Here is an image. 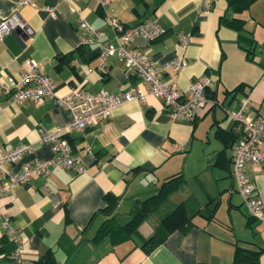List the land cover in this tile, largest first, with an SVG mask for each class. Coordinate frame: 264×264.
<instances>
[{
    "label": "crops",
    "instance_id": "crops-1",
    "mask_svg": "<svg viewBox=\"0 0 264 264\" xmlns=\"http://www.w3.org/2000/svg\"><path fill=\"white\" fill-rule=\"evenodd\" d=\"M20 1L0 0V18L17 10L26 22L25 30L13 28L0 38L2 76L25 71L32 60L55 82L57 95L73 85L111 93L145 88L117 57L101 66L99 53L103 44L116 43L106 16L125 27L156 21L165 31L153 40L137 35L130 47L158 63L186 59L178 70L167 68L165 79L186 93L193 79L206 74L209 101L193 120H172L161 98L148 94L78 132L69 130V112L52 98L8 102L0 87V148L32 145L3 165L0 183L23 164L51 156L53 143L41 136L57 128L84 167L56 168L47 178L33 175L25 184L0 188V264H35L47 253L52 264H233L236 245L260 250L255 264H264V222L250 216L232 173L242 125L226 114L243 98L250 116L264 113V0L241 8L235 4L241 0ZM80 16L100 32L89 35L90 43L81 42ZM181 34H189L184 46ZM246 172L264 208V164L247 162ZM178 174L131 237L113 239L101 228L110 218L127 220L137 204ZM105 194L116 199L112 209H106ZM181 201L208 205L147 252L143 238ZM3 214L25 238L22 263L11 256L15 243L1 225Z\"/></svg>",
    "mask_w": 264,
    "mask_h": 264
},
{
    "label": "built area",
    "instance_id": "built-area-1",
    "mask_svg": "<svg viewBox=\"0 0 264 264\" xmlns=\"http://www.w3.org/2000/svg\"><path fill=\"white\" fill-rule=\"evenodd\" d=\"M27 1L21 0L18 5ZM46 9L53 14L52 7L47 6ZM106 19L116 33V43L109 42L102 45L99 53L101 66L105 65L108 57L115 56L123 62L127 69L144 80L145 88L130 86L119 93H111L103 88L97 92H89L78 85H73L65 94L57 95L55 82L49 75L42 72L34 61L30 60L23 72L5 76L0 74V87L7 96L8 102L21 103L26 99L41 102L46 97H50L69 112L71 118L69 130L78 132L109 118L113 108L121 103L133 99L143 100L148 94L161 98L172 120H193L199 110L209 101L206 93L210 84L209 76L203 74L193 79L188 91L182 93L172 81L165 79L164 72L167 68L178 70L186 64V59L177 56L167 62L158 63L141 50L130 47L132 39L137 35L147 40L160 36L165 29L159 23L156 21L140 22L125 27L112 16H106ZM13 28L23 30L26 28V22L17 10L0 18V38H3ZM79 28L82 43L92 42L93 39L89 35L100 36V32L94 30L82 16L79 17ZM188 37L189 34L180 35L182 46L187 43ZM248 108V98H243L237 109L228 108L226 110L228 117L239 121L242 125V134L234 143L231 153L232 173L237 191L241 194L249 214L264 222V208L257 198L256 186L246 172L247 162L264 164V149L261 147L262 139H264V113L253 118L247 113ZM41 141L53 143L52 155L34 159L32 162L23 164L17 171H10L8 180L0 183L2 190L15 184H25L33 175L47 178L56 168L84 170L80 160L72 155L71 147L63 137L61 129L57 128L50 133L43 134ZM31 150L32 145L27 143L17 144L8 150L0 148V170L4 164L16 162ZM86 150L88 151L89 148L86 147ZM1 225L5 232L12 236L15 243L11 253L12 258L22 263L19 253L25 238L18 229L11 226L8 214H3Z\"/></svg>",
    "mask_w": 264,
    "mask_h": 264
},
{
    "label": "trees",
    "instance_id": "trees-1",
    "mask_svg": "<svg viewBox=\"0 0 264 264\" xmlns=\"http://www.w3.org/2000/svg\"><path fill=\"white\" fill-rule=\"evenodd\" d=\"M250 1L251 0H241L239 4H235L236 7L241 8L247 5ZM248 48L249 46L247 47V49ZM180 177L181 176L179 174L173 175L163 181L160 187V191L137 204L132 210L130 217L124 222L110 218L103 222L101 228L113 239H123L126 237H131L133 233L137 231V225L139 221L143 219L145 215H147V213H149L158 203L159 199L162 197V191L178 181ZM104 198L107 203L106 209H112L116 202L115 197L111 194H105ZM207 205L208 204L199 206L194 204L193 202H179L163 215L160 222L155 226L153 234L147 238H143L141 242L142 247L147 252L150 251L157 244L163 241L169 233H171L179 226L190 221L195 214L201 212V210ZM215 205L216 204L214 203L211 211L214 209ZM212 213L213 211L211 212V215H213ZM259 253L260 250H253L241 245H236L233 255V264H255ZM35 264H52L50 254L47 253L43 255V257L36 261Z\"/></svg>",
    "mask_w": 264,
    "mask_h": 264
}]
</instances>
